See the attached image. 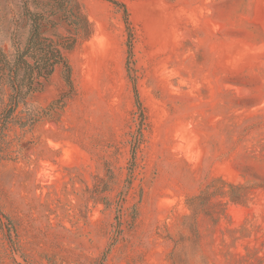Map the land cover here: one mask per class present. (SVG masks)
Here are the masks:
<instances>
[{
	"label": "rangeland",
	"instance_id": "obj_1",
	"mask_svg": "<svg viewBox=\"0 0 264 264\" xmlns=\"http://www.w3.org/2000/svg\"><path fill=\"white\" fill-rule=\"evenodd\" d=\"M74 1L71 84L0 98V264H264V0Z\"/></svg>",
	"mask_w": 264,
	"mask_h": 264
},
{
	"label": "trees",
	"instance_id": "obj_2",
	"mask_svg": "<svg viewBox=\"0 0 264 264\" xmlns=\"http://www.w3.org/2000/svg\"><path fill=\"white\" fill-rule=\"evenodd\" d=\"M61 27L69 28L68 36L60 33ZM81 33L89 36L91 25L74 0H0V98L10 91L9 102L14 106L7 115L37 92L36 85L47 81L58 65L64 67L66 80L71 84V68L63 51L73 49ZM3 36L10 44V52L3 47ZM135 98L139 104L136 88ZM199 200L203 196L193 202Z\"/></svg>",
	"mask_w": 264,
	"mask_h": 264
}]
</instances>
